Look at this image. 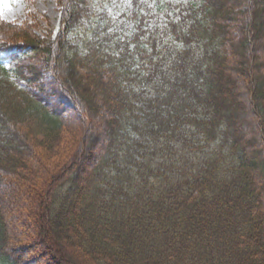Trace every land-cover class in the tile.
Instances as JSON below:
<instances>
[{
    "label": "trees",
    "instance_id": "16d2710c",
    "mask_svg": "<svg viewBox=\"0 0 264 264\" xmlns=\"http://www.w3.org/2000/svg\"><path fill=\"white\" fill-rule=\"evenodd\" d=\"M62 2L0 25V264H264V0Z\"/></svg>",
    "mask_w": 264,
    "mask_h": 264
},
{
    "label": "rangeland",
    "instance_id": "374dc122",
    "mask_svg": "<svg viewBox=\"0 0 264 264\" xmlns=\"http://www.w3.org/2000/svg\"><path fill=\"white\" fill-rule=\"evenodd\" d=\"M182 1L186 2V0ZM62 3V0H0V25L5 23L21 27L27 24L33 27L34 31L41 38H47L48 35L57 36L64 30L61 16L67 5H62ZM259 29L262 32L264 27L262 26ZM8 31L9 30H6L4 33ZM1 38H3L2 35ZM259 38H261V35H259ZM254 72L256 80L258 78H263L262 76L264 75V67L262 66L261 57L258 59L256 58ZM67 189H69V184L64 185L61 189H59V191L56 192V197L54 198L53 204L50 207V213L55 214L56 210H58L64 204L65 199L67 198ZM2 191H4L5 194H2L1 198L3 200V204L9 209L10 221L17 223L19 229L25 232V236H31L34 234L36 235V233L38 235L39 230H37L36 227H33L34 224L31 225L27 221L29 223L28 227L24 221L25 219L22 218V211L26 205L30 206V209L35 212L32 203L29 202V204H27L26 201L28 200L26 199L25 195L22 194L17 188L8 186L4 187ZM30 204L32 205V208ZM32 220L34 221V217H32ZM43 240L46 241V243L50 242L48 237H44ZM65 247L66 246H64V248ZM35 249L41 250L40 243L35 242Z\"/></svg>",
    "mask_w": 264,
    "mask_h": 264
},
{
    "label": "bare ground",
    "instance_id": "6f19581e",
    "mask_svg": "<svg viewBox=\"0 0 264 264\" xmlns=\"http://www.w3.org/2000/svg\"><path fill=\"white\" fill-rule=\"evenodd\" d=\"M37 249H35L34 251H36Z\"/></svg>",
    "mask_w": 264,
    "mask_h": 264
}]
</instances>
